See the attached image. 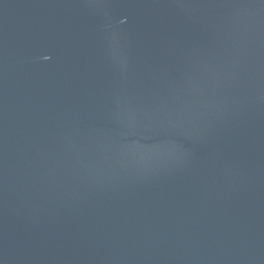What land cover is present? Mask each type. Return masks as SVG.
I'll list each match as a JSON object with an SVG mask.
<instances>
[{
    "label": "water",
    "instance_id": "obj_1",
    "mask_svg": "<svg viewBox=\"0 0 264 264\" xmlns=\"http://www.w3.org/2000/svg\"><path fill=\"white\" fill-rule=\"evenodd\" d=\"M0 264H264V0H0Z\"/></svg>",
    "mask_w": 264,
    "mask_h": 264
}]
</instances>
